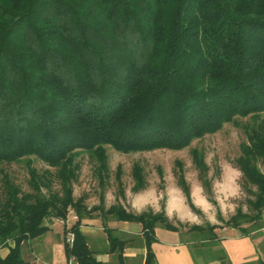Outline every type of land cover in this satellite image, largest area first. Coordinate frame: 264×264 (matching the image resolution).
Returning a JSON list of instances; mask_svg holds the SVG:
<instances>
[{
    "label": "trees",
    "instance_id": "1",
    "mask_svg": "<svg viewBox=\"0 0 264 264\" xmlns=\"http://www.w3.org/2000/svg\"><path fill=\"white\" fill-rule=\"evenodd\" d=\"M237 118L249 119L239 124L246 141L235 161L248 212L238 208L224 227L254 238L264 236V0H0V166L24 163L29 174L24 191L1 171L0 248L14 246L0 264H29L24 245L66 222L70 211L77 221L64 227L67 264L110 263L100 255L127 264L129 248L145 251L142 264H157L156 229L179 227L165 212L105 208L107 147L183 151ZM83 154L103 188L100 206L89 210L74 197ZM191 156L211 200L205 153L193 148ZM176 167L194 208L184 165L177 160ZM122 176L119 167L124 198ZM133 179V193L147 188L139 164ZM98 211L105 236L96 241L81 228ZM111 220L137 223L141 232L113 228ZM218 228L181 232L195 234L188 242L195 264H233ZM259 248L264 255V238Z\"/></svg>",
    "mask_w": 264,
    "mask_h": 264
},
{
    "label": "rangeland",
    "instance_id": "2",
    "mask_svg": "<svg viewBox=\"0 0 264 264\" xmlns=\"http://www.w3.org/2000/svg\"><path fill=\"white\" fill-rule=\"evenodd\" d=\"M247 121L249 119L237 118V124H226L217 134L195 140L189 148L183 151L157 150L123 154L107 147L111 178L106 189H104L105 208L108 209L112 205L121 203L128 211L136 213L149 210L156 213L165 212L166 217L179 227L180 231L177 232L180 234L179 239L186 244L189 240L194 239L195 234H182L181 232H187L191 226L209 223L225 228L224 222L235 215L238 208H243L245 212H248L246 204L248 193L242 188V173L235 164L236 159L241 155L240 146L246 141L239 124ZM193 148H198L205 153L206 163L209 167L208 178L212 180L211 200L203 188L199 171L193 162L191 156V149ZM177 160H180L184 165L185 177L191 188L194 208L188 204L184 192L178 185V178L175 174ZM78 161L81 164V171L78 181L74 184V197L75 199H84L89 210L100 206V195L103 188H101L98 178L94 174V164L89 156L83 154L78 158ZM136 164L143 168L147 181V188L139 193L132 192L133 169ZM35 166L39 169L45 167L39 161L35 162ZM119 167L123 173L124 198L120 197L116 181V173ZM261 168L264 171L263 165ZM1 171H7L24 191H29V174L24 163L0 166V183ZM99 214V211L94 212L92 214L94 218L84 221L87 222L88 230L92 232L91 238L96 241L105 236ZM74 215V212L70 211L68 218H73ZM108 225L113 228L123 227L120 222L115 223L112 220L108 222ZM130 226H139V224L131 223ZM252 236L259 238L260 235L253 233ZM262 241L263 239L258 242V248ZM129 252H134L135 257L128 260L127 264H142L143 250L128 249L126 253ZM259 252L264 259L260 248ZM109 264H117V260H112L110 257Z\"/></svg>",
    "mask_w": 264,
    "mask_h": 264
},
{
    "label": "crops",
    "instance_id": "3",
    "mask_svg": "<svg viewBox=\"0 0 264 264\" xmlns=\"http://www.w3.org/2000/svg\"><path fill=\"white\" fill-rule=\"evenodd\" d=\"M76 221L77 217L74 215L73 218H68L66 222H55L41 239L24 245V259L29 264H67L64 248V227L70 228ZM130 224V222H120L123 227L118 229L129 234H139L141 232L140 225L130 226ZM86 225L87 222H84L81 228L82 231L88 235L92 234ZM216 232L233 264L255 262L260 258L261 253L258 249V242L264 238L263 235H260L259 238L256 236L255 238L246 237L242 236L238 230L228 227L219 228ZM156 235L158 240L153 244V249L157 257V264H195L188 243L180 241L179 233L168 231L164 228H157ZM13 246L14 243L9 242L6 247H1L0 256L5 258L10 252V247ZM126 251L125 254L128 260H132L135 257V253H126ZM99 259L105 263L110 262L109 255H100ZM73 264H77V262L73 261ZM210 264L221 263L216 261Z\"/></svg>",
    "mask_w": 264,
    "mask_h": 264
},
{
    "label": "built area",
    "instance_id": "4",
    "mask_svg": "<svg viewBox=\"0 0 264 264\" xmlns=\"http://www.w3.org/2000/svg\"><path fill=\"white\" fill-rule=\"evenodd\" d=\"M73 241H74V235H73V234H69V235L67 236V238H66V242H67L68 244H72Z\"/></svg>",
    "mask_w": 264,
    "mask_h": 264
}]
</instances>
